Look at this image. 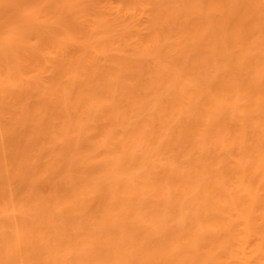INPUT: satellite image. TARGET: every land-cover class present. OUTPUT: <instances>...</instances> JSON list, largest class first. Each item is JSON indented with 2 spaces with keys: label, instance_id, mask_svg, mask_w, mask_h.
<instances>
[{
  "label": "bare ground",
  "instance_id": "obj_1",
  "mask_svg": "<svg viewBox=\"0 0 264 264\" xmlns=\"http://www.w3.org/2000/svg\"><path fill=\"white\" fill-rule=\"evenodd\" d=\"M0 264H264V0H0Z\"/></svg>",
  "mask_w": 264,
  "mask_h": 264
}]
</instances>
